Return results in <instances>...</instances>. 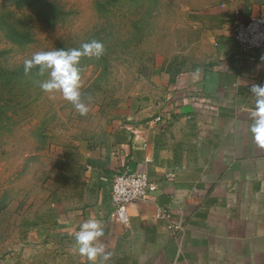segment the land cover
I'll list each match as a JSON object with an SVG mask.
<instances>
[{"label":"crops","instance_id":"0c3cea01","mask_svg":"<svg viewBox=\"0 0 264 264\" xmlns=\"http://www.w3.org/2000/svg\"><path fill=\"white\" fill-rule=\"evenodd\" d=\"M252 16L264 17V0L219 4L198 15L192 56L143 68L146 88L119 105L68 171L39 235L45 243L8 264H93L73 250L89 219L113 253L95 264H264V148L249 131L264 46L245 54L235 39L237 22ZM119 169L156 183L129 206L128 225L111 199Z\"/></svg>","mask_w":264,"mask_h":264},{"label":"rangeland","instance_id":"374dc122","mask_svg":"<svg viewBox=\"0 0 264 264\" xmlns=\"http://www.w3.org/2000/svg\"><path fill=\"white\" fill-rule=\"evenodd\" d=\"M230 1L0 0V264L45 243L39 235L68 171L119 105L146 88L143 68L183 63L198 15ZM93 39L105 53L80 59L89 109L80 115L62 93L43 92L45 77L25 75L23 62Z\"/></svg>","mask_w":264,"mask_h":264},{"label":"clouds","instance_id":"9594fccd","mask_svg":"<svg viewBox=\"0 0 264 264\" xmlns=\"http://www.w3.org/2000/svg\"><path fill=\"white\" fill-rule=\"evenodd\" d=\"M104 53L103 43L93 39L82 43L78 48L36 52L24 60L23 71L28 75L34 69H39V75L45 77L39 82L43 92L62 93L63 98L69 101L80 115H86L89 109L82 100L78 64L82 56L100 58ZM251 93L256 98V107L249 131L255 143L264 148V85H254ZM103 237L104 230L101 223L89 219L82 223L79 231L75 233L73 250L81 256H86L93 264L98 258L107 261L113 253L105 251L101 242Z\"/></svg>","mask_w":264,"mask_h":264},{"label":"built area","instance_id":"2783aa9c","mask_svg":"<svg viewBox=\"0 0 264 264\" xmlns=\"http://www.w3.org/2000/svg\"><path fill=\"white\" fill-rule=\"evenodd\" d=\"M235 39L245 54H251L264 46V17L252 16L246 21L237 22ZM156 120L164 122L161 116H157ZM110 185L114 215L124 225L129 224V206L146 199L150 191L156 188V183L148 173L141 170L114 171ZM163 215L168 214L160 213V216Z\"/></svg>","mask_w":264,"mask_h":264}]
</instances>
